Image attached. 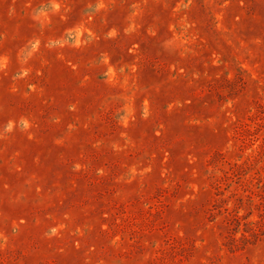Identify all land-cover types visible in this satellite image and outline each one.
<instances>
[{"label": "rangeland", "instance_id": "obj_1", "mask_svg": "<svg viewBox=\"0 0 264 264\" xmlns=\"http://www.w3.org/2000/svg\"><path fill=\"white\" fill-rule=\"evenodd\" d=\"M0 264H264V0H0Z\"/></svg>", "mask_w": 264, "mask_h": 264}]
</instances>
